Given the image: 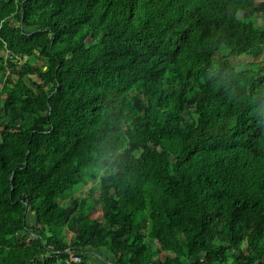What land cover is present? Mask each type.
<instances>
[{"label": "trees", "instance_id": "16d2710c", "mask_svg": "<svg viewBox=\"0 0 264 264\" xmlns=\"http://www.w3.org/2000/svg\"><path fill=\"white\" fill-rule=\"evenodd\" d=\"M258 1L0 0V264H264Z\"/></svg>", "mask_w": 264, "mask_h": 264}, {"label": "rangeland", "instance_id": "374dc122", "mask_svg": "<svg viewBox=\"0 0 264 264\" xmlns=\"http://www.w3.org/2000/svg\"><path fill=\"white\" fill-rule=\"evenodd\" d=\"M258 2H260V4H259V9H258V11H257V13H256V17H257V26H261V27H263L264 28V0H261V1H258ZM262 2V3H261ZM242 15V14H241ZM42 19H43V16H42ZM31 30H34L35 29V27H33V28H30ZM22 59V63L23 62H26V61H28L29 60V57H22L21 58ZM264 59V53L259 57V59H258V61H260V60H263ZM245 61V60H244ZM41 62L40 61H36V62H34V64H33V66H38L39 64H40ZM237 64H238V66H243V65H245V64H242V62L241 61H237ZM9 73V71H7V74ZM15 78V77H14ZM28 79H30V77H27ZM32 80L33 81H35V82H38V83H40L41 82V79H40V77L38 76V75H33L32 77ZM29 81V80H28ZM30 84H32V83H30ZM3 85V81L0 79V87ZM100 191V183H99V179H93V180H91V181H89V182H87L84 186H83V188L79 191V193H78V197H79V199L81 200V206L80 207H85V208H89V207H91L92 206V196H91V194L94 192V193H98ZM62 200V202H64V204L67 202L66 200H65V198H62L61 199ZM79 213H80V211H77L74 215H73V217H72V220L70 221V222H68V224L63 228V235L62 236H60V238L59 239H61V240H63V241H66L68 244H71L73 241H74V233H73V230H72V226H73V224L72 223H76V219L79 217ZM35 214V213H34ZM31 216V215H30ZM27 217V220H28V222L30 223V224H32V220L30 219V218H32V216L31 217ZM92 216H93V218H95V219H97V220H99V221H101L102 220V212L101 211H95V212H93V214H92ZM213 220L215 221V222H219L218 221V219L216 218V216H213ZM226 239H228V236L227 235H222L219 239H218V241H221V240H226ZM94 254H95V252L98 254V255H100V257L101 258H103L104 260H106V262L108 263V264H113L114 262H113V260H115V259H113V257H112V255H110L109 253H108V255H107V253H103L104 255H102L101 253H98V252H101L100 250H94V251H92ZM2 250L0 251V258L2 257ZM166 255H168L167 253H164L163 254V256L165 257ZM92 257H90V259H91ZM95 258H96V256H95ZM106 258V259H105ZM104 260H102V261H104ZM97 260H95L94 261V263L96 262Z\"/></svg>", "mask_w": 264, "mask_h": 264}, {"label": "built area", "instance_id": "2783aa9c", "mask_svg": "<svg viewBox=\"0 0 264 264\" xmlns=\"http://www.w3.org/2000/svg\"><path fill=\"white\" fill-rule=\"evenodd\" d=\"M4 55V58L7 59V58H12V56L10 55L9 51H5L3 53ZM7 62H5L6 64ZM84 262V259H83V256L79 253H76V252H72L71 255H70V258L67 260L66 264H82Z\"/></svg>", "mask_w": 264, "mask_h": 264}, {"label": "crops", "instance_id": "0c3cea01", "mask_svg": "<svg viewBox=\"0 0 264 264\" xmlns=\"http://www.w3.org/2000/svg\"><path fill=\"white\" fill-rule=\"evenodd\" d=\"M101 251V250H100ZM99 253H101L102 255H104L103 253H108V251H105V250H102L101 252H99ZM111 255V254H110ZM113 257V256H112ZM106 259V258H105ZM113 259H115L114 257H113ZM114 262H115V260H113ZM95 264H108L107 262H106V260H104V261H96L95 262Z\"/></svg>", "mask_w": 264, "mask_h": 264}, {"label": "clouds", "instance_id": "9594fccd", "mask_svg": "<svg viewBox=\"0 0 264 264\" xmlns=\"http://www.w3.org/2000/svg\"><path fill=\"white\" fill-rule=\"evenodd\" d=\"M8 51H9V50H8ZM9 52H10V51H9ZM20 62H22V60H21ZM6 64H7V63H6ZM7 71H8V70H7ZM6 74H7V72H6ZM9 74H10V72H9L7 75H9ZM1 87H3V85H2ZM1 87H0V88H1Z\"/></svg>", "mask_w": 264, "mask_h": 264}]
</instances>
